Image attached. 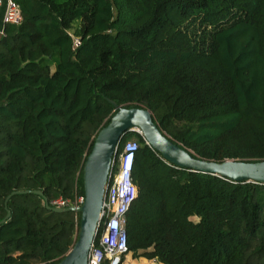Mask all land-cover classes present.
<instances>
[{
    "label": "trees",
    "instance_id": "obj_1",
    "mask_svg": "<svg viewBox=\"0 0 264 264\" xmlns=\"http://www.w3.org/2000/svg\"><path fill=\"white\" fill-rule=\"evenodd\" d=\"M14 1L22 20L0 36V221L11 210L0 264H56L70 251L80 214L45 198L85 195L84 163L117 112L111 100L149 108L200 158L264 159V0ZM133 137V257L264 264V184L178 167L136 131L114 173ZM15 190L44 195L7 200Z\"/></svg>",
    "mask_w": 264,
    "mask_h": 264
},
{
    "label": "water",
    "instance_id": "obj_2",
    "mask_svg": "<svg viewBox=\"0 0 264 264\" xmlns=\"http://www.w3.org/2000/svg\"><path fill=\"white\" fill-rule=\"evenodd\" d=\"M117 112L110 122L97 134L83 167L85 200L81 206L52 207L47 198V209L56 212L72 211L80 214L78 236L70 251L56 264H88L91 246L97 236L103 203L111 173L117 159L120 144L129 131L140 133L146 143L172 164L194 172L216 175L232 182H255L264 184V159L256 161L225 159L207 160L196 156L190 149L175 141L155 121L153 112L147 107H125L112 101ZM17 193L44 195L41 190H15ZM7 207V206H6ZM11 216L0 221L4 223Z\"/></svg>",
    "mask_w": 264,
    "mask_h": 264
},
{
    "label": "built area",
    "instance_id": "obj_3",
    "mask_svg": "<svg viewBox=\"0 0 264 264\" xmlns=\"http://www.w3.org/2000/svg\"><path fill=\"white\" fill-rule=\"evenodd\" d=\"M3 0H0V7ZM22 12L19 4L14 0H7L4 12V24L20 23ZM4 28L0 30V36L4 35ZM73 37V49L81 44V38L70 32ZM139 144L136 140H128L124 144L120 154V168L118 172L111 173L110 183L107 187L105 200L101 212V223L104 229L98 238L97 236L91 246L88 264H103L109 260L110 264H122L123 255L128 253L127 233L125 229L126 214L136 197V186L132 180V166L135 162L136 151ZM85 195H77L74 202L70 199L57 197L51 202L52 207L81 206L84 203ZM115 227V228H114ZM98 229V232H99Z\"/></svg>",
    "mask_w": 264,
    "mask_h": 264
},
{
    "label": "crops",
    "instance_id": "obj_4",
    "mask_svg": "<svg viewBox=\"0 0 264 264\" xmlns=\"http://www.w3.org/2000/svg\"><path fill=\"white\" fill-rule=\"evenodd\" d=\"M7 3V0H3V4L0 7V30L4 27V12H5V5ZM162 264L157 262L155 259H147L144 257L135 258L133 257V254L129 252L125 259H123L122 264Z\"/></svg>",
    "mask_w": 264,
    "mask_h": 264
},
{
    "label": "rangeland",
    "instance_id": "obj_5",
    "mask_svg": "<svg viewBox=\"0 0 264 264\" xmlns=\"http://www.w3.org/2000/svg\"><path fill=\"white\" fill-rule=\"evenodd\" d=\"M71 32L74 33V30H71ZM130 140H136V138L133 137V138H131ZM136 141H137V140H136ZM193 219L197 220V218H193ZM127 254H128V253H126V254L123 255V259H125V257H126ZM250 262H251L252 264H256V263L261 264V263H262L261 261L257 260V258H255V257L250 258ZM151 264H152V263H151Z\"/></svg>",
    "mask_w": 264,
    "mask_h": 264
},
{
    "label": "bare ground",
    "instance_id": "obj_6",
    "mask_svg": "<svg viewBox=\"0 0 264 264\" xmlns=\"http://www.w3.org/2000/svg\"><path fill=\"white\" fill-rule=\"evenodd\" d=\"M134 165V164H133ZM132 169H133V166H132ZM115 228V227H114Z\"/></svg>",
    "mask_w": 264,
    "mask_h": 264
}]
</instances>
